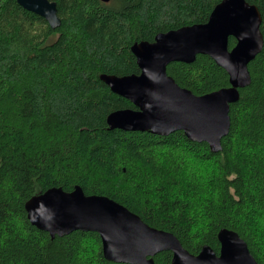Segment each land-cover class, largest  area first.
I'll return each instance as SVG.
<instances>
[{"label":"trees","instance_id":"trees-1","mask_svg":"<svg viewBox=\"0 0 264 264\" xmlns=\"http://www.w3.org/2000/svg\"><path fill=\"white\" fill-rule=\"evenodd\" d=\"M50 1L55 28L16 0H0V264H130L106 259L95 231L50 237L28 221L29 197L75 185L172 232L194 254L203 244L218 252L217 231L233 229L264 264V0H246L260 12L263 45L215 152L181 130L109 128L110 111L135 107L100 74L138 73L133 42L205 22L220 0ZM166 72L195 94L228 85L205 54ZM170 259L169 250L153 255L154 264Z\"/></svg>","mask_w":264,"mask_h":264},{"label":"water","instance_id":"water-1","mask_svg":"<svg viewBox=\"0 0 264 264\" xmlns=\"http://www.w3.org/2000/svg\"><path fill=\"white\" fill-rule=\"evenodd\" d=\"M16 1L42 16L51 28L59 25L54 1ZM260 23L255 4L220 0L205 22L158 32L151 41L133 42L130 50L138 73L100 74L112 92L127 98L135 107L110 111L106 115L108 127L157 135L181 130L190 140L205 141L211 151L220 150L221 139L229 131V105L238 99L239 89L250 83L247 64L263 45ZM230 36L235 42L229 48ZM197 54L208 55L226 71L227 86L195 94L167 74L169 63L191 62ZM24 208L28 221L50 237L73 230L97 232L103 256L115 262L154 264L155 253L169 250V264H258L233 229L221 227L217 231L218 252L203 244L194 254L172 232L147 224L106 195L85 194L79 185L69 191L60 186L48 187L29 197Z\"/></svg>","mask_w":264,"mask_h":264}]
</instances>
